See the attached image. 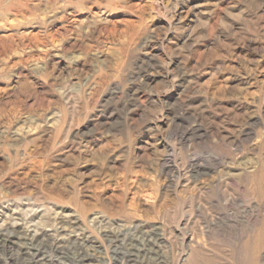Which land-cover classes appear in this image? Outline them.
Masks as SVG:
<instances>
[{"label":"rangeland","instance_id":"rangeland-1","mask_svg":"<svg viewBox=\"0 0 264 264\" xmlns=\"http://www.w3.org/2000/svg\"><path fill=\"white\" fill-rule=\"evenodd\" d=\"M24 231L88 264H264V0H0L6 249Z\"/></svg>","mask_w":264,"mask_h":264},{"label":"bare ground","instance_id":"bare-ground-1","mask_svg":"<svg viewBox=\"0 0 264 264\" xmlns=\"http://www.w3.org/2000/svg\"><path fill=\"white\" fill-rule=\"evenodd\" d=\"M140 230V229H139ZM122 232V231H121ZM140 232V231H139ZM140 234V233H139ZM58 235V234H57ZM60 235V234H59ZM58 235V236H59ZM137 235V233H136ZM135 235V236H136ZM6 234L0 233V250L4 249L5 251L8 250L11 255H17V263L18 264H61L59 262L63 253H65L66 247L70 248V245L73 247L75 246V255H78V258L75 261H78L79 264H88L87 260L93 258V254L89 252L91 245L87 244V241L81 239H69L66 237L61 236V238L57 239L55 235H42L41 232L36 231L34 233H27L26 231L20 232L17 234L18 240L22 239L28 241L27 243L30 247H26V249H20L18 252L14 253L12 251V247L6 249L7 243H16L18 242L10 239H6ZM127 234L122 237V242L127 248V254L130 256H137L141 250H145V248L136 245L134 243L135 239L134 236L131 234L128 239L126 238ZM138 236V235H137ZM120 237V236H119ZM147 237V236H146ZM127 240H130L127 242ZM24 243H22L23 245ZM123 245V244H122ZM34 250H30L31 248ZM150 248V246H148ZM59 251L61 255L59 256L57 261H53L52 259L48 258V255H45V251ZM147 255V254H146ZM70 257L73 259V256Z\"/></svg>","mask_w":264,"mask_h":264}]
</instances>
